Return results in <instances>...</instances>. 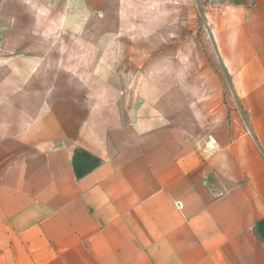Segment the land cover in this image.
<instances>
[{
    "label": "crops",
    "instance_id": "obj_1",
    "mask_svg": "<svg viewBox=\"0 0 264 264\" xmlns=\"http://www.w3.org/2000/svg\"><path fill=\"white\" fill-rule=\"evenodd\" d=\"M206 2L233 102L186 130L44 80L0 114V264H264V0Z\"/></svg>",
    "mask_w": 264,
    "mask_h": 264
},
{
    "label": "rangeland",
    "instance_id": "obj_2",
    "mask_svg": "<svg viewBox=\"0 0 264 264\" xmlns=\"http://www.w3.org/2000/svg\"><path fill=\"white\" fill-rule=\"evenodd\" d=\"M175 4L0 0V114L16 112L20 102L28 112L33 102L27 83L34 80L61 84L69 101L123 97L127 104L140 92L149 99L163 97L160 111L181 130L190 120H202L205 111L219 112L226 98L233 102V93L207 2L197 0L194 10L180 11ZM198 150L205 159L204 148Z\"/></svg>",
    "mask_w": 264,
    "mask_h": 264
},
{
    "label": "built area",
    "instance_id": "obj_3",
    "mask_svg": "<svg viewBox=\"0 0 264 264\" xmlns=\"http://www.w3.org/2000/svg\"><path fill=\"white\" fill-rule=\"evenodd\" d=\"M205 152H206L205 156H209L211 151H210V150H207V151H205ZM176 206H177V207H180V206H181L180 202H177V203H176Z\"/></svg>",
    "mask_w": 264,
    "mask_h": 264
}]
</instances>
